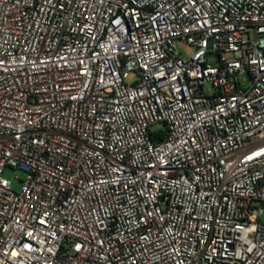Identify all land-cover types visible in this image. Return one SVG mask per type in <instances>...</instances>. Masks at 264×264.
Instances as JSON below:
<instances>
[{"label":"built area","instance_id":"obj_1","mask_svg":"<svg viewBox=\"0 0 264 264\" xmlns=\"http://www.w3.org/2000/svg\"><path fill=\"white\" fill-rule=\"evenodd\" d=\"M263 207L264 0H0V264H264Z\"/></svg>","mask_w":264,"mask_h":264},{"label":"rangeland","instance_id":"obj_2","mask_svg":"<svg viewBox=\"0 0 264 264\" xmlns=\"http://www.w3.org/2000/svg\"><path fill=\"white\" fill-rule=\"evenodd\" d=\"M209 47L210 48L212 47V43H210ZM176 48L179 51V53H181V55L185 59H188L189 56L192 53L191 47L186 45L184 42H182L180 40L176 41ZM216 62H217L216 61V56H214V55L208 56V58H207V63L208 64L215 65ZM240 82H241L242 87H246L249 84L248 76L247 75L240 76ZM207 90H208V92H210V87H207ZM3 177L6 180L11 182L12 188L15 191H20L21 186H22V180H24L25 174L22 171H19V170L15 171V170H13L11 168H7L5 170V172H4ZM260 222L262 224H264V207H263V210H262V215H261V218H260Z\"/></svg>","mask_w":264,"mask_h":264}]
</instances>
